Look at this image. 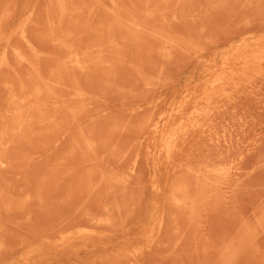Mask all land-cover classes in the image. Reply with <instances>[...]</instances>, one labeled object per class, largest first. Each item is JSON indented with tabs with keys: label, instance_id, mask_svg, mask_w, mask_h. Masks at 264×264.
<instances>
[{
	"label": "rangeland",
	"instance_id": "374dc122",
	"mask_svg": "<svg viewBox=\"0 0 264 264\" xmlns=\"http://www.w3.org/2000/svg\"><path fill=\"white\" fill-rule=\"evenodd\" d=\"M0 264H264V0H0Z\"/></svg>",
	"mask_w": 264,
	"mask_h": 264
},
{
	"label": "bare ground",
	"instance_id": "6f19581e",
	"mask_svg": "<svg viewBox=\"0 0 264 264\" xmlns=\"http://www.w3.org/2000/svg\"><path fill=\"white\" fill-rule=\"evenodd\" d=\"M62 40V39H61ZM61 40H57V42L58 41H60L61 42ZM64 40H66V39H64ZM60 42H58V43H60ZM69 42L70 41H66V43L67 44H69ZM71 43V42H70ZM73 45V44H72ZM69 46H71V45H69ZM72 47V46H71ZM73 47H74V45H73ZM70 50H71V48H69ZM74 49H75V47L71 50V51H69L70 53H73V51H74ZM77 50V49H76ZM75 50V51H76ZM100 50V49H99ZM78 51V50H77ZM77 51L76 52H74L75 54H77ZM98 52H101V50L100 51H98ZM80 53H78V55H79ZM102 54V53H101ZM73 55V54H72ZM88 55V54H87ZM80 56V55H79ZM83 56V55H82ZM99 56H101V55H98L97 57H99ZM75 58V57H74ZM94 58V57H93ZM100 58V57H99ZM68 59V58H67ZM95 59V58H94ZM19 60H20V58H19ZM80 60V59H79ZM90 60V59H89ZM92 60V59H91ZM101 60V59H100ZM100 60H98V61H100ZM253 60H256V57H253ZM73 61V60H72ZM93 61V60H92ZM97 61V62H98ZM245 61V63H244V69H245V74H244V81L246 82V80H247V82H248V80L250 81L252 78H251V73L250 72H248L247 70L249 69V65H248V61H246V59L244 60ZM94 63H95V61H93ZM82 63V62H81ZM86 63V61L84 62V64ZM77 64V63H76ZM83 64V65H84ZM82 65V64H81ZM77 67V66H76ZM83 67V66H82ZM253 69V68H252ZM258 72V71H257ZM256 73V72H255ZM257 74V73H256ZM260 74V73H259ZM254 74H252V76H253ZM258 75V74H257ZM256 75V76H257ZM250 76V77H249ZM260 76V75H259ZM229 78H226L227 80H226V82H225V85H230L231 83H230V80L232 79V78H234L233 76H228ZM248 78H251V79H248ZM48 82H44L43 84V86L42 85H40V86H42V87H45L46 88V86L48 85L47 84ZM46 84V85H45ZM50 86V85H49ZM37 89H41L40 87H37ZM47 89V88H46ZM50 90V89H49ZM212 90H213V88L210 90L211 91V93H210V95L213 93L212 92ZM39 91H41V90H39ZM214 107V106H213ZM18 110V112L20 111L19 109H17ZM212 111V102H211V96H207V98H206V107L205 108H198L197 106H195L192 110H190V111H188V112H186L183 108H181V109H179L177 112H178V115H179V117H181V118H186L187 120L185 121V122H183L177 129H174V130H170L169 132H165L166 131V129H161V136H162V140H163V144H164V149H165V153H166V155L167 156H171L172 155V153H173V151L177 148V144H178V142L179 141H181L183 138H185L187 135H188V133L189 132H196V131H198V129L199 130H203L202 129V127H203V123H201L203 120H202V118L203 117H205V116H207V115H209L210 113H212L211 112ZM17 112V113H18ZM16 113V112H15ZM19 114V113H18ZM20 115H21V112H20ZM20 115H19V118H20ZM212 115V114H211ZM211 115H210V118H211ZM16 116H18L17 114H15V117ZM22 117V116H21ZM18 118V117H17ZM15 119V120H18V119ZM213 119V118H212ZM212 119H211V121H212ZM202 120V121H201ZM205 120V119H204ZM206 121V120H205ZM17 122H19V121H17ZM16 122V123H17ZM204 122V121H203ZM207 123H209V122H207ZM217 123V122H216ZM214 124H215V122H214ZM219 124V123H218ZM218 124H216V125H218ZM206 125V126H205ZM204 126L205 127H203L204 128V130H205V128L207 127L208 128V124H205V122H204ZM215 126V125H214ZM159 128V127H158ZM201 128V129H200ZM206 128V129H207ZM182 133V138L181 137H179V133ZM183 136H185V137H183ZM84 230H86V229H84ZM84 230H82L81 232H83Z\"/></svg>",
	"mask_w": 264,
	"mask_h": 264
}]
</instances>
